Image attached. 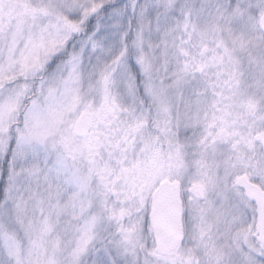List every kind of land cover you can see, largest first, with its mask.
<instances>
[{"label":"snow or ice","instance_id":"obj_1","mask_svg":"<svg viewBox=\"0 0 264 264\" xmlns=\"http://www.w3.org/2000/svg\"><path fill=\"white\" fill-rule=\"evenodd\" d=\"M0 264H264V0H0Z\"/></svg>","mask_w":264,"mask_h":264}]
</instances>
